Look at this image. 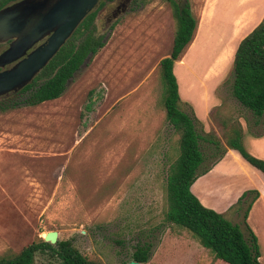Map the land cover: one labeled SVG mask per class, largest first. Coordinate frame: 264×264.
Masks as SVG:
<instances>
[{"label": "rangeland", "instance_id": "1", "mask_svg": "<svg viewBox=\"0 0 264 264\" xmlns=\"http://www.w3.org/2000/svg\"><path fill=\"white\" fill-rule=\"evenodd\" d=\"M189 2L200 18L205 0ZM176 27L170 1L146 0L114 27L61 98L0 111V255L19 254L56 233L57 243L71 240L94 264H128L139 245L151 246L147 264H224L190 231L165 219L167 173L180 137L167 122L160 63L172 52ZM206 47L201 43L199 50ZM217 54H208V77ZM232 65L211 81L203 117L192 101L200 104L195 84L180 68L176 77L205 132L225 143L239 121L254 155L247 140L264 137V121L255 124L233 98ZM218 153L206 149L203 169ZM225 187H233L229 195L205 204L223 210L239 192ZM229 209L220 213L246 234L243 213ZM35 264L55 263L40 253Z\"/></svg>", "mask_w": 264, "mask_h": 264}, {"label": "trees", "instance_id": "2", "mask_svg": "<svg viewBox=\"0 0 264 264\" xmlns=\"http://www.w3.org/2000/svg\"><path fill=\"white\" fill-rule=\"evenodd\" d=\"M12 1L14 0L0 1V10ZM169 1L177 27L172 52L160 63L163 105L167 122L180 138L179 156L167 173L168 208L165 219L170 224L190 231L200 245L214 255L216 262L261 264L258 239L247 222L251 207L259 198V192L246 191L231 207V210L237 209L238 213H243L245 234L240 225L234 224L224 214L204 206L192 191L193 184L220 162L228 149L238 151L263 175L264 160L246 149L244 128L239 121L225 135L224 143L215 133L205 132L194 109L183 101L174 67L177 62L182 61L185 51L193 44L199 18L193 13L189 0L187 5ZM92 22L93 16H88L30 85L18 93L0 98V111L21 106H38L61 98L90 54V58H93L105 46L104 37L98 35L97 29L92 28ZM231 93L239 105L253 115L255 124L259 125L264 121V20L238 45L232 65ZM188 107L192 108V114L186 111ZM206 149L219 153L212 166L203 169L208 158ZM40 253L49 254L55 264H94L71 240L53 245L44 239L30 244L19 254L0 255V264H35ZM150 255V245H139L133 259L147 264Z\"/></svg>", "mask_w": 264, "mask_h": 264}, {"label": "crops", "instance_id": "3", "mask_svg": "<svg viewBox=\"0 0 264 264\" xmlns=\"http://www.w3.org/2000/svg\"><path fill=\"white\" fill-rule=\"evenodd\" d=\"M263 20L264 0H205L194 42L185 58L174 70L177 76L176 70L182 69L195 84V90H199L200 104L192 100L198 106V109L196 106L198 116L203 117L210 106L207 94L210 91L211 81L217 79L219 72L233 63L240 42ZM201 43L207 45L204 51L199 50ZM216 45L221 46V50ZM213 52L218 54L215 58L214 73L208 77L206 71L210 65L208 54ZM180 95L183 99L181 89ZM263 140L264 137L253 136H249L247 140L254 156L262 160H264V149L261 147ZM259 172L238 151L228 149L225 157L193 184L192 191L204 206L217 210L218 213L226 211L227 207L230 208L228 211L230 212L233 204H236L238 198L240 199L246 191L259 192V198L253 203L247 222L258 239L261 253L259 260L264 264V175ZM213 180L218 183L216 186L211 185ZM228 184L236 185L239 192L235 193L223 210L205 204L208 198L218 199L219 196L224 198L229 195L233 187L232 189L225 187ZM223 185L225 186L222 187Z\"/></svg>", "mask_w": 264, "mask_h": 264}, {"label": "water", "instance_id": "4", "mask_svg": "<svg viewBox=\"0 0 264 264\" xmlns=\"http://www.w3.org/2000/svg\"><path fill=\"white\" fill-rule=\"evenodd\" d=\"M96 4L97 0H23L0 10V45L10 43L0 55V68L14 64L11 69L0 72V98L30 85ZM46 38L43 45L22 59ZM44 240L55 245L57 234L48 233Z\"/></svg>", "mask_w": 264, "mask_h": 264}, {"label": "flooded vegetation", "instance_id": "5", "mask_svg": "<svg viewBox=\"0 0 264 264\" xmlns=\"http://www.w3.org/2000/svg\"><path fill=\"white\" fill-rule=\"evenodd\" d=\"M21 1L23 0H14L9 3L6 7ZM145 1L146 0H97V4L93 8V10H91L87 14L85 19L88 16H93L92 28L94 27L95 29H97L98 35L104 37L103 41L106 43L105 39L110 36V32L114 29V27H116L121 21H123L127 15L134 12L140 5L143 6V4H145ZM174 1L183 5H187L188 3V0ZM104 34H106L107 36H104ZM47 39L48 38H46L42 42L35 44L30 50L27 51V53L22 59L28 57L30 53H32L35 49L43 45L47 41ZM9 47L10 43L0 45V55L4 53ZM91 56L92 54H90L88 60L91 59ZM13 66L14 64H11L6 66L5 68H0V72L11 69Z\"/></svg>", "mask_w": 264, "mask_h": 264}]
</instances>
